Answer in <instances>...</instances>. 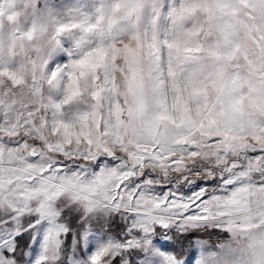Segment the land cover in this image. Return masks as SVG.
<instances>
[{"label": "snow or ice", "instance_id": "obj_1", "mask_svg": "<svg viewBox=\"0 0 264 264\" xmlns=\"http://www.w3.org/2000/svg\"><path fill=\"white\" fill-rule=\"evenodd\" d=\"M26 232L32 264H264V0H94L0 39V264Z\"/></svg>", "mask_w": 264, "mask_h": 264}, {"label": "rangeland", "instance_id": "obj_2", "mask_svg": "<svg viewBox=\"0 0 264 264\" xmlns=\"http://www.w3.org/2000/svg\"><path fill=\"white\" fill-rule=\"evenodd\" d=\"M94 0H17L16 11L18 12V18L15 24V29L12 25H5L2 18H0V39L7 40L13 30L20 32L27 31L34 24L41 25H54L61 22H69L76 18V14L80 10H90ZM74 44V41L68 38L61 40V43L50 51V55L47 57V66L44 76L47 78L52 71L58 67L67 64L69 62V56L67 52ZM19 59L12 58L9 61L8 67L14 69L18 67ZM65 78L60 75L57 77L54 86L48 87L47 94L54 103L59 102L63 98V87ZM86 110V106L80 101H74L67 105L64 109V119L68 122L74 121L79 115H82ZM65 217L70 227L76 226L78 219V213L72 210L65 212ZM29 221L24 222V227L27 226ZM42 232V227L40 229ZM31 238V233H24L22 237H17L20 243L17 245V259L20 264H32L39 253V244H34L31 249L27 248V241ZM207 239V237H204ZM39 239V237H38ZM67 248L72 245V233L70 232L67 239L64 241ZM187 245V241H184ZM84 251V249H79ZM25 252H28V257L25 259ZM78 260L82 259L77 253Z\"/></svg>", "mask_w": 264, "mask_h": 264}, {"label": "clouds", "instance_id": "obj_3", "mask_svg": "<svg viewBox=\"0 0 264 264\" xmlns=\"http://www.w3.org/2000/svg\"><path fill=\"white\" fill-rule=\"evenodd\" d=\"M16 5H17V0H0V18L3 19L4 24L6 26L12 25L14 29H15L17 18H18V12L16 11ZM10 15L14 17L13 22H9L8 20V17Z\"/></svg>", "mask_w": 264, "mask_h": 264}]
</instances>
